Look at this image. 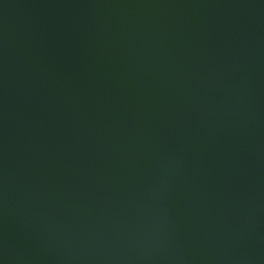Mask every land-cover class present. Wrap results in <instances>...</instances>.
I'll return each mask as SVG.
<instances>
[{"label": "water", "instance_id": "95a60500", "mask_svg": "<svg viewBox=\"0 0 264 264\" xmlns=\"http://www.w3.org/2000/svg\"><path fill=\"white\" fill-rule=\"evenodd\" d=\"M0 264H264V0H0Z\"/></svg>", "mask_w": 264, "mask_h": 264}]
</instances>
